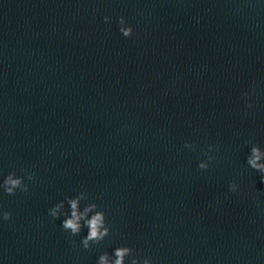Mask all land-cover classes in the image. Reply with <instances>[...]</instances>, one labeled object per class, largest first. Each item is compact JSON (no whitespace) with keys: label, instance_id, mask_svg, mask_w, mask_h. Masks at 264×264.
Wrapping results in <instances>:
<instances>
[{"label":"clouds","instance_id":"obj_1","mask_svg":"<svg viewBox=\"0 0 264 264\" xmlns=\"http://www.w3.org/2000/svg\"><path fill=\"white\" fill-rule=\"evenodd\" d=\"M104 22L109 23L110 17L105 16ZM118 23L120 26L119 31L125 38L133 35L132 26L127 24L123 16L119 18ZM255 93V86L252 87L250 92L242 93V96L246 98L245 106L249 109L253 107L250 98ZM244 143L245 145H251L246 158L247 166L255 172L260 173L261 182H264V148L259 144L253 143L250 139L245 140ZM184 147L195 150L196 145L186 142ZM213 151H218V146L208 145L207 151L204 152L206 159L201 160L198 164L199 170H208L211 163L215 161L216 157L210 154ZM24 172V176H17L14 171L8 173L3 182L0 183V189L3 190L4 194L14 196L17 194V190L21 193L29 191V185L24 182L25 178L28 181H33L36 178V174L27 169ZM240 190V185L236 181L230 182L228 186L229 193L239 194ZM255 198V195H253V199ZM88 199V193L80 191L75 196H65L64 200L48 209V215L53 220L59 219L61 216L64 217L61 221V227L68 234L70 242L74 247L76 246V240L73 238L79 236L83 229H87V234L80 240V247L85 250L91 249L94 245H100L106 238L112 235V228L105 211L97 203L88 202L81 208L82 201H88ZM65 204L68 205L67 210H65ZM11 217V212L0 209V220L8 221ZM96 264H153V260L147 256L141 257L131 246L120 245L115 247L111 254L107 251L100 254Z\"/></svg>","mask_w":264,"mask_h":264}]
</instances>
